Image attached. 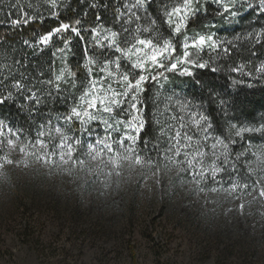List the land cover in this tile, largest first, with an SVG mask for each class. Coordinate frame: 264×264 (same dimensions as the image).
Instances as JSON below:
<instances>
[{"label": "rangeland", "instance_id": "obj_1", "mask_svg": "<svg viewBox=\"0 0 264 264\" xmlns=\"http://www.w3.org/2000/svg\"><path fill=\"white\" fill-rule=\"evenodd\" d=\"M84 138L79 150L56 128L52 152L28 160L0 124L11 157L0 168V264H264V153L242 194L172 181L173 166L141 172L105 139L89 149Z\"/></svg>", "mask_w": 264, "mask_h": 264}, {"label": "snow or ice", "instance_id": "obj_2", "mask_svg": "<svg viewBox=\"0 0 264 264\" xmlns=\"http://www.w3.org/2000/svg\"><path fill=\"white\" fill-rule=\"evenodd\" d=\"M117 2L119 6L115 7L113 14L119 30L104 24L98 13L92 26L84 27L81 19L71 23L60 21L57 27L46 33L35 34L34 40L22 41V45L27 48L43 51L53 43V37L60 38L61 46L56 47L53 52L60 67L50 65L51 75L48 78H40L44 76L43 71L38 72L36 77L21 71L20 69L27 67V56L22 53V49H13L12 45H8L4 49L3 57H0V61H3L0 64V105L19 101L18 107L34 111L46 101L59 97L61 103L68 104L65 113L57 114L59 121L68 125H79L80 132L89 136L92 141L86 145L89 149L93 143H101L102 139L110 138L119 145H135L141 150L154 152H159L161 148L173 149L174 145L179 147L182 143L189 146V151L204 144V150L207 151L208 141L216 139V125L204 109L203 103L195 105L186 102L180 105L182 110L178 111L176 105L168 102L171 97L165 95L166 83L161 82L177 70L181 75L191 77L194 68H210L214 73H226L232 84L264 79V63H258L253 71H248L245 61L238 65L230 62L234 51H243L240 47L242 40L250 39L253 30L256 31L257 44H264V39H261L264 37V22L252 23L243 37L236 33L231 39L221 38L209 31L210 25L202 26L199 32L189 34V23L199 13L207 12L209 3L218 6L213 13L215 16L238 23L237 18L249 10L254 11L257 16H264V0ZM154 2L159 17L151 11ZM61 7L62 0H43L38 6L44 8L49 17L57 20ZM89 7L107 11L108 3L107 0L103 4L99 0H91ZM33 9L32 3L25 5L21 0H7V3L0 0V12L4 13L5 19L10 22L9 27L12 28L27 25L38 18L41 21L46 18L38 9L30 14ZM13 16L17 18H12ZM161 20L169 29L167 35L160 30ZM3 23L5 20H0V24ZM67 33L74 34L81 41L86 39L84 33H89L91 37V48L85 49L83 63L77 66V71H84L82 80L78 79L77 71H73L67 63L68 55L74 54L73 37L66 35ZM134 33L137 39L130 43L129 38ZM178 48L180 54H177ZM106 49L111 50L112 54L106 52ZM16 52L22 53L19 59L16 58ZM249 54L260 58L255 46ZM235 73H240L239 79L235 78ZM149 85L156 89L150 96L147 95L150 91ZM149 102L152 104L150 115L146 111ZM219 103L225 102L220 100ZM3 123L11 128V122L0 117V124ZM259 123L264 124V118ZM149 124L153 131L146 135ZM245 131L251 133L253 129L241 128V132ZM256 131L259 132L260 128ZM195 141H199V144H194ZM76 143L79 146L84 142L78 139ZM219 163L227 168L223 159ZM223 174V171L214 173L215 176Z\"/></svg>", "mask_w": 264, "mask_h": 264}, {"label": "trees", "instance_id": "obj_3", "mask_svg": "<svg viewBox=\"0 0 264 264\" xmlns=\"http://www.w3.org/2000/svg\"><path fill=\"white\" fill-rule=\"evenodd\" d=\"M7 3V0H5ZM91 0H62L59 20L51 18L47 15L44 8H38L43 0H21L22 4L32 3L34 5V14L38 9L43 12L45 19L42 21L38 18L27 25L18 27H9V21L5 19L3 12H0V20L5 23L0 24V57L4 55V49L8 45H12L13 49H22V53L27 56V67L20 69L27 75L36 77L40 71L44 72V76L40 78H48L51 73L49 66L54 65L55 68L60 67L58 59H54L53 52L60 45V38L53 37V43L45 48L32 50L22 45L25 39L34 40L35 34L46 33L48 30L57 27L60 21L74 22L76 19L83 21L84 27L92 26L96 22V16L99 13L104 24L119 30L114 17V9L118 5L117 0H107L108 9L103 8L91 9L89 3ZM101 4L105 0H99ZM46 7V6H45ZM207 12L198 14L194 21L189 23V31L199 32L202 26L210 25L209 31L217 36L231 39L236 33L244 34L251 28L252 23L264 22V16L249 10L242 13L235 21L229 22L225 17L215 16L213 13L217 10L216 6L211 3L207 5ZM151 11L159 17L155 2L151 6ZM87 13V15H85ZM12 18H17L13 16ZM255 18V19H254ZM147 26V25H144ZM160 30L167 35L169 29L167 25L160 21ZM66 35L73 37L72 52L68 55L67 63L72 67L73 71H77V66L83 63V55L86 48H91V37L89 33H84L85 41L75 37L72 33ZM137 35L134 33L129 42H135ZM264 39V37H261ZM260 53V58L252 57L249 53L252 47ZM243 51L233 52L231 63L245 61L247 63L246 70L253 71L258 63H264V44H257L256 31L253 30L250 39H243L240 45ZM95 51L96 49H91ZM109 54L111 50L106 49ZM21 52H16V58L19 59ZM180 54V49H177ZM207 59V56H205ZM251 63H248V62ZM11 61L9 60L8 63ZM3 61H0L2 64ZM15 70V69H14ZM55 70V69H53ZM255 74V73H254ZM5 75L7 73L5 72ZM163 75V73H161ZM78 79L84 78V71H77ZM235 78H240V73L234 74ZM161 83H166L167 93L171 97L168 102L177 106L178 111L182 110L180 105L191 102L195 105L203 103L207 114L212 117L215 123L216 139L218 144L216 149H211L214 141H208V150L205 151V145L199 144L198 148L189 151V146L180 144L179 147L173 146V149L161 148L159 152L151 150H141L133 145H119L112 139H105L109 148L113 152L123 151L129 154V159L137 164L141 172H156L158 170L166 171L169 168L176 167L177 171L171 176V180L177 178L194 177L197 185L209 189L217 186H235L239 193L248 194L254 187L258 170L253 166L254 156L259 152L264 153V124L261 122L264 118V79L248 80L245 83L232 84L226 73L212 72L210 68L193 69L191 77L181 75L175 71L169 74V78ZM150 91L147 95H152L156 91L149 85ZM163 91V89H161ZM223 100L225 103L220 104ZM20 102L5 103L0 105V117L6 118L11 122V128L7 123H3L4 127L9 128L19 140L23 156L28 159H40L43 152L47 154L52 152L55 140L54 130L58 128L64 135H71L75 140L81 139L84 142V134L80 132V126L76 124L68 125L59 121L58 113H65L68 109L67 102L61 103L59 97L54 100L46 101L38 110L30 111L25 108L18 107ZM146 111L151 113L152 104L149 102ZM230 117L234 119H229ZM164 119L165 117H161ZM249 127L253 129L251 133L241 132V128L247 130ZM260 128L257 132L256 129ZM153 128L149 124L146 135L152 134ZM79 133V135H76ZM240 133V136H237ZM39 141L43 147L39 146ZM235 146L233 147V143ZM84 144V143H83ZM82 144V145H83ZM82 145H77L80 150ZM182 153V154H181ZM199 156V159L197 158ZM11 157L7 154L5 147L0 143V168L4 163H10ZM223 159L227 168L220 164ZM202 163L206 168L199 171L197 168ZM234 170V171H233ZM223 171V176H215L214 173Z\"/></svg>", "mask_w": 264, "mask_h": 264}]
</instances>
